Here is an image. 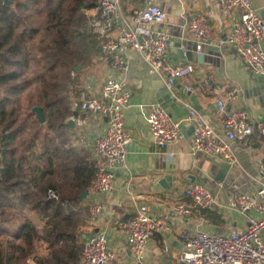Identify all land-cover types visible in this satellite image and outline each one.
<instances>
[{"label": "crops", "instance_id": "1", "mask_svg": "<svg viewBox=\"0 0 264 264\" xmlns=\"http://www.w3.org/2000/svg\"><path fill=\"white\" fill-rule=\"evenodd\" d=\"M158 2L167 13V20L160 28L171 35L173 41L180 42L185 39L193 42V37L181 24L183 21H190L196 13H201L212 27L211 46L218 48V51L206 49L205 62L200 63L196 53L193 58L182 60L172 47L170 48L167 59L172 67L184 64H191L193 67L192 75L177 81L179 100L165 93L162 79L154 74L144 58L131 48L124 51V71L115 72L111 59L102 54L93 58L91 67L86 71L82 92H87V98L97 97L103 82L110 76L125 80L132 95L131 105L125 110L126 129L132 136V141L127 147L125 168L117 173L111 192L100 194L90 188L86 197H83L85 202L80 210L81 233L106 232L109 246L116 255V264H137L129 250L123 223L134 217L139 206L143 204L148 205L154 215L166 218L169 223L168 231L158 233L145 246L144 264H179L184 233L206 231L221 235L243 231L247 228L249 215L258 216L255 212H241L235 204V199L240 195L257 196L261 181L260 165L264 164V138L259 136L251 137L246 143L230 142L239 165L233 166L236 168L234 177L229 178L227 183L208 179L205 185L216 201L212 209L193 207L191 214L186 217L173 213L177 203L191 205L190 199L184 195V190L193 184V176L200 175V167L203 165L207 168L212 160L193 154V133L190 134L191 126L187 123L182 125L183 138L179 142L167 147L158 146L146 121V113L152 106L160 105L173 119L182 121L188 115L189 106H192L211 125L221 128L223 119L217 115L216 101L224 98L231 89L237 88L239 93L236 107L245 108L252 117L264 120V77L253 76L235 51L226 44L233 21L239 17V12H235L232 19L223 18L215 0ZM122 5L125 18L130 21L139 2L122 0ZM253 5L264 18V0H253ZM94 12L95 8L86 11L88 24ZM182 34L183 39L178 37ZM81 69L80 66L76 71ZM186 83H190L196 91L188 92L185 89ZM206 85L211 89L209 95L202 92ZM82 92L77 99H72L71 110L78 112L74 116L82 118L85 124L82 127L76 124L71 126L73 132L66 134V140L70 141L71 146L84 148L94 157V141L106 129V121L80 109L73 111V105L80 102ZM46 117L45 115V122L48 120ZM51 133L53 134L52 130ZM168 176L176 177L172 184L168 183L170 188H158L159 181ZM201 182L196 179L194 183ZM94 200L103 206L102 213L95 217L90 213ZM165 245L168 247L167 252L164 250Z\"/></svg>", "mask_w": 264, "mask_h": 264}, {"label": "built area", "instance_id": "2", "mask_svg": "<svg viewBox=\"0 0 264 264\" xmlns=\"http://www.w3.org/2000/svg\"><path fill=\"white\" fill-rule=\"evenodd\" d=\"M128 21L123 13L122 0H96L95 12L88 27L101 39V52L111 59L115 72L126 69L124 51L131 48L138 52L150 66V70L163 82L167 94L179 100L177 81L186 79L193 73L191 64L172 67L168 62V53L172 47V37L161 30L167 20V13L158 0H138ZM223 18L232 19L235 12L239 17L233 21L226 44L231 48L255 77H264V18L253 5V0H215ZM183 29L193 37L196 54L203 53L211 39L212 27L201 13H196L186 21ZM73 76L75 73L73 72ZM188 92H195L190 83H186ZM202 92L211 94L209 86ZM82 93L80 102L74 103L73 111L81 110L102 117L106 129L94 141L93 154L95 174L91 189L95 193H109L114 188L116 175L125 168L127 147L132 136L126 129L125 110L131 105V91L127 82L110 76L100 89L99 95L87 98ZM239 90L231 89L224 98L217 99L216 112L223 119L221 128L211 125L194 107L189 106L187 117L182 121L173 119L162 106L154 105L146 113V121L151 134L160 147L176 144L183 138L182 125L187 123L194 128L192 134V152L211 160H222L231 166L239 162L230 142L246 143L251 137L264 138V120L252 117L245 108L236 107ZM68 122L82 127L85 121L73 116ZM261 181L256 197L240 195L235 204L243 213L249 215L247 228L216 235L206 231L183 234V248L179 254V264H264V164L260 165ZM184 195L191 205L177 203L173 213L179 217L191 214L192 208L212 209L215 198L206 185L193 183L186 187ZM50 199L59 201L52 190ZM102 204L94 200L90 206L93 217L102 213ZM123 229L127 244L135 262L144 264V248L158 233L169 230L164 217L156 216L146 204L139 206L136 215L125 223ZM83 251L78 264H116L115 252L109 246L106 232L83 233ZM165 252L168 251L165 245Z\"/></svg>", "mask_w": 264, "mask_h": 264}, {"label": "trees", "instance_id": "3", "mask_svg": "<svg viewBox=\"0 0 264 264\" xmlns=\"http://www.w3.org/2000/svg\"><path fill=\"white\" fill-rule=\"evenodd\" d=\"M10 1L15 4L0 0V264H78L80 210L95 161L84 148L71 146L66 134L73 132L68 120L78 112L71 101L80 96L86 71L93 58L106 57L99 35L87 26L86 11L96 0ZM35 19L47 22L44 31ZM32 88L37 99L20 115L21 97ZM36 106L48 117L45 123L33 112ZM28 121L33 136L22 139ZM45 158L49 167L41 169L37 161ZM49 176L57 179L43 189L42 199L34 189ZM50 190L58 202L49 198Z\"/></svg>", "mask_w": 264, "mask_h": 264}, {"label": "water", "instance_id": "4", "mask_svg": "<svg viewBox=\"0 0 264 264\" xmlns=\"http://www.w3.org/2000/svg\"><path fill=\"white\" fill-rule=\"evenodd\" d=\"M158 1H162V0H158ZM14 4H15V2H11L10 0H4L5 6H12ZM185 24H186V21H183V23L181 24L182 28L185 26ZM178 37L179 38L181 37L183 39V34L181 36H178ZM172 49L175 53H177L179 55L180 59H182V60L191 59L194 57V55L196 53V44L194 42L186 41L185 39L181 40L180 42L172 41ZM206 49H208L210 51H215V52L218 51V48H214L211 46V41L208 42L206 47L204 48L203 53L200 55H197V59L200 61V63L205 62ZM78 68H80V67H78ZM162 85H163V83H162ZM163 88H164V85H163ZM164 91H165V93H167L166 90H164ZM32 110H33V112L36 113L38 120L41 123H44L45 122V115H44L42 107H35ZM69 124L73 127L75 126V123H73V122H70ZM193 131H194V128L191 127L190 134H192ZM235 170H236V168L231 166L227 162H220V161L212 160L209 162V166L207 168H204L203 165L200 167V175L199 176H193L192 178H194V182L196 179L201 180L202 181L201 183L204 185L208 183L209 178L213 179L215 181H218V182L227 183V180L229 178L234 177L233 172ZM174 180H176V177H170V176L164 177V179L159 181L158 188L164 187L165 189H168L171 186L168 183L172 184V182ZM86 195H87V193L85 192L83 194V197H86ZM138 264H141V263H138Z\"/></svg>", "mask_w": 264, "mask_h": 264}, {"label": "rangeland", "instance_id": "5", "mask_svg": "<svg viewBox=\"0 0 264 264\" xmlns=\"http://www.w3.org/2000/svg\"><path fill=\"white\" fill-rule=\"evenodd\" d=\"M67 4H65L64 7H66ZM66 10H63V13H62V16L64 15V17L66 16ZM37 25L41 26V28H43V31L45 30V27L47 25V22L43 19V20H40V19H35ZM47 38L44 36V39ZM29 75H32L31 73V69L29 68L28 72H27V76ZM35 88H32V90H30V92H25L24 95L21 97V109H20V112L19 114L22 115L24 114V109L29 106L32 103H34V100L36 101V97H37V93L34 92ZM32 91L34 92V95L32 93ZM23 109V110H22ZM22 118H24L22 116ZM48 118V117H46ZM28 127L30 128L28 131H26V134L24 136H22L23 138L22 139H29L33 136V133H32V128H33V125L30 124V121H28ZM47 132V131H46ZM45 135V133L43 134ZM52 135V134H51ZM42 152V149L41 147L37 149V156L40 155ZM54 162H56L57 165H59V161L58 160H54ZM37 165L40 166L41 169H48L49 165H48V162L46 161V158L45 159H41L40 161H37ZM57 179V176L53 177V176H49V177H46L42 180L39 181V188L37 189H34V192L36 193H39V196L43 199L45 197V193L43 192V189L46 188V186H48L50 183H52V181H55ZM59 196V195H58ZM30 264H35L33 262H31Z\"/></svg>", "mask_w": 264, "mask_h": 264}]
</instances>
